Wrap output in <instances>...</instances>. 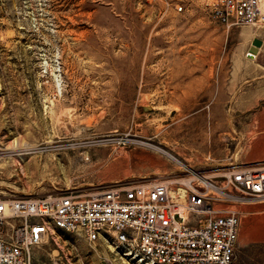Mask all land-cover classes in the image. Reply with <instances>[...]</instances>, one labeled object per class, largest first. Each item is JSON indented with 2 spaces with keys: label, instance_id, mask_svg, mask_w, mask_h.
Masks as SVG:
<instances>
[{
  "label": "rangeland",
  "instance_id": "obj_1",
  "mask_svg": "<svg viewBox=\"0 0 264 264\" xmlns=\"http://www.w3.org/2000/svg\"><path fill=\"white\" fill-rule=\"evenodd\" d=\"M214 3L0 0V199L143 177L172 179L177 195L188 167L226 184L220 174L256 162L243 154L264 135V0L256 25L222 23ZM242 97L253 107H233ZM225 205L241 219L236 264H264V203ZM34 257L130 264L57 228Z\"/></svg>",
  "mask_w": 264,
  "mask_h": 264
},
{
  "label": "built area",
  "instance_id": "obj_2",
  "mask_svg": "<svg viewBox=\"0 0 264 264\" xmlns=\"http://www.w3.org/2000/svg\"><path fill=\"white\" fill-rule=\"evenodd\" d=\"M214 1L222 23L256 25L262 19L259 0ZM184 175L190 177L174 180H183L184 196L172 195L170 178L143 177L87 194L0 199V264H37L34 247L51 228L104 239L130 264H236L241 219L225 204L264 203V161L231 167L219 177L226 184L190 167Z\"/></svg>",
  "mask_w": 264,
  "mask_h": 264
},
{
  "label": "crops",
  "instance_id": "obj_3",
  "mask_svg": "<svg viewBox=\"0 0 264 264\" xmlns=\"http://www.w3.org/2000/svg\"><path fill=\"white\" fill-rule=\"evenodd\" d=\"M252 102H248L245 100V98H236L235 101H233V107L235 108H244L249 109L253 106L250 105ZM264 124V119L261 122ZM243 158L245 161H261L264 160V135H260L258 138L253 139L251 143L248 145V149L244 152ZM257 225L254 224L252 227H250L249 230L254 231L256 230ZM245 230H242V233H244ZM241 233V228H240Z\"/></svg>",
  "mask_w": 264,
  "mask_h": 264
},
{
  "label": "water",
  "instance_id": "obj_4",
  "mask_svg": "<svg viewBox=\"0 0 264 264\" xmlns=\"http://www.w3.org/2000/svg\"><path fill=\"white\" fill-rule=\"evenodd\" d=\"M263 44V40L260 38H255L253 40V43L251 45V47L249 48V56L250 57H254L255 54H257L259 52L260 46Z\"/></svg>",
  "mask_w": 264,
  "mask_h": 264
},
{
  "label": "bare ground",
  "instance_id": "obj_5",
  "mask_svg": "<svg viewBox=\"0 0 264 264\" xmlns=\"http://www.w3.org/2000/svg\"><path fill=\"white\" fill-rule=\"evenodd\" d=\"M255 57V56H254ZM20 155H22V153H20ZM187 182V184H189L190 186H192V184H190L188 181H186ZM182 189H183V191H182ZM185 189L184 188H180L179 189V193L181 194V196H184L185 195Z\"/></svg>",
  "mask_w": 264,
  "mask_h": 264
}]
</instances>
